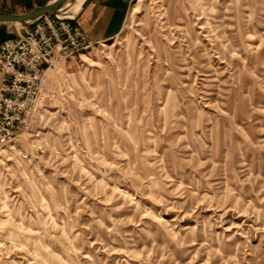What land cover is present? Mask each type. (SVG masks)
I'll list each match as a JSON object with an SVG mask.
<instances>
[{
	"label": "rangeland",
	"instance_id": "374dc122",
	"mask_svg": "<svg viewBox=\"0 0 264 264\" xmlns=\"http://www.w3.org/2000/svg\"><path fill=\"white\" fill-rule=\"evenodd\" d=\"M45 73L0 145V264H264V0H129Z\"/></svg>",
	"mask_w": 264,
	"mask_h": 264
},
{
	"label": "built area",
	"instance_id": "2783aa9c",
	"mask_svg": "<svg viewBox=\"0 0 264 264\" xmlns=\"http://www.w3.org/2000/svg\"><path fill=\"white\" fill-rule=\"evenodd\" d=\"M88 45L77 23L50 13L0 43V145L28 127L42 107L46 70Z\"/></svg>",
	"mask_w": 264,
	"mask_h": 264
},
{
	"label": "crops",
	"instance_id": "0c3cea01",
	"mask_svg": "<svg viewBox=\"0 0 264 264\" xmlns=\"http://www.w3.org/2000/svg\"><path fill=\"white\" fill-rule=\"evenodd\" d=\"M50 0H0V10L23 12L31 7ZM75 1V0H73ZM129 0H89L81 8L74 9L73 22L83 30L90 42L105 40L116 35L122 29ZM0 22V42L20 32L18 29Z\"/></svg>",
	"mask_w": 264,
	"mask_h": 264
},
{
	"label": "water",
	"instance_id": "95a60500",
	"mask_svg": "<svg viewBox=\"0 0 264 264\" xmlns=\"http://www.w3.org/2000/svg\"><path fill=\"white\" fill-rule=\"evenodd\" d=\"M72 1L73 0H50L41 4H37L23 12L0 10V22L17 21L22 25H27L45 13H50L61 18L73 19V13H66L62 8L66 2ZM88 1L89 0H82L79 8H81Z\"/></svg>",
	"mask_w": 264,
	"mask_h": 264
},
{
	"label": "bare ground",
	"instance_id": "6f19581e",
	"mask_svg": "<svg viewBox=\"0 0 264 264\" xmlns=\"http://www.w3.org/2000/svg\"><path fill=\"white\" fill-rule=\"evenodd\" d=\"M81 1H82V0H77V4H75L74 9H78V8L80 7V3H81ZM70 4H71V2H66V3L64 4V6H62V8L64 9V12L67 13L66 8H67ZM135 10H136L135 8L132 9V11H135ZM15 23H18V22L15 21ZM48 69H49V68H48Z\"/></svg>",
	"mask_w": 264,
	"mask_h": 264
}]
</instances>
